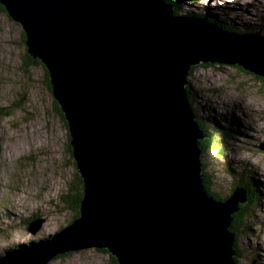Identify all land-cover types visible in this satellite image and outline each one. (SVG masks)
I'll return each mask as SVG.
<instances>
[{
  "label": "water",
  "instance_id": "1",
  "mask_svg": "<svg viewBox=\"0 0 264 264\" xmlns=\"http://www.w3.org/2000/svg\"><path fill=\"white\" fill-rule=\"evenodd\" d=\"M0 5L48 73L82 180L78 216L0 264H47L85 248L117 264H236L229 226L249 195L239 184L224 199L205 188L202 155L220 144L198 123L187 77L199 65H231L264 79V35L164 0ZM41 222L29 223L35 231Z\"/></svg>",
  "mask_w": 264,
  "mask_h": 264
},
{
  "label": "rangeland",
  "instance_id": "2",
  "mask_svg": "<svg viewBox=\"0 0 264 264\" xmlns=\"http://www.w3.org/2000/svg\"><path fill=\"white\" fill-rule=\"evenodd\" d=\"M188 1L183 12L223 16L238 29H255L249 26L264 19V0ZM22 32L21 25L0 10V108L11 111L0 115V251L40 242L74 215L63 199L73 193L77 174L67 128L55 110L42 65L26 63ZM187 83L199 119L205 127L208 123L207 133L219 139L217 149L202 155L210 191L226 198L238 176L253 178L255 185L245 221L248 230L235 242L240 250L237 264H264V150L258 147L264 141V80L231 65H199ZM215 125L236 134L223 139ZM30 216L42 221L35 231L22 221ZM47 264L115 263L110 253L85 248Z\"/></svg>",
  "mask_w": 264,
  "mask_h": 264
},
{
  "label": "trees",
  "instance_id": "3",
  "mask_svg": "<svg viewBox=\"0 0 264 264\" xmlns=\"http://www.w3.org/2000/svg\"><path fill=\"white\" fill-rule=\"evenodd\" d=\"M164 1L168 2V3H171L174 6V8L176 9L177 13L182 12L181 9L183 8V6H185V4L189 2L188 0H164ZM188 4H191V3H188ZM0 10L5 12V9L1 5H0ZM184 14L199 16V15H197V13H194V12H184ZM203 15L209 21H212L213 23H216L217 25L221 26L222 28H225V29L230 30V31H235V32H258V33L264 35V31H262V30H264V19L261 20V18L259 19V22L249 26V28H255V29H246V30H244V29H238L236 27V25H232V22L225 23V21H226L225 19L226 18L223 17V16H220V17L216 18V17L210 16L208 13H203ZM22 40H23V42L25 44V36H24L23 32H22ZM25 57L27 59L26 63L29 64V65H32V64L42 65L38 60L32 59L28 55L27 51L25 52ZM42 67H43V70H44V77L46 78V82H45L46 83V87L51 92V87H50V84L48 82V73H47V71H46V69L44 68L43 65H42ZM262 80H264V79H262ZM191 90H192V88L187 86V94H188V97H189V101H190V104L193 105L194 104V102H193L194 98H193V96L191 97V94H192ZM53 103H54L55 110L58 112V114L60 115V117H61V119H62V121L64 123L65 128H67V124H66V122H65V120L63 118V115H62L61 111L59 110V107H58L57 103L55 102V100H53ZM10 112L11 111L6 109V107L5 108H0V115L1 116L9 115ZM195 113L197 115V120H198V123L200 124V127L203 130L207 131L206 127L203 125V122H201V120L199 119V116H198L196 111H195ZM224 120H225V122L230 123V121L228 119H224ZM215 126L217 127V130H220V133H222L221 134L222 135L221 138H223V139L232 138L233 135L236 134L233 131H228V133H227L225 130L222 131L221 129H219L220 128L219 126H217V125H215ZM209 144H210V140L208 139V140H206V142L204 144L203 151H205V149L208 148ZM68 147H69V154L71 156L70 145H68ZM72 164H73V166H75L74 161H72ZM204 168H205V166H203V170H204ZM75 175H76V179H75V182H74V184L72 185V188H71V189H73V193L69 194L68 196L63 198L65 200L67 199L69 205H71V209H73V211H74V215H73L72 219L77 217L78 214H79V212H78L79 201H80V199L82 197V180H81V177L79 176L78 173L75 174ZM236 180H237V183L239 185H242L246 189V191H247V193L249 195L248 203L243 205L242 208L239 211L234 213L233 219H232L231 224L229 226V230L231 232L235 233L233 249H234V252H235L234 253V260H235V262L237 264L238 257L240 256V254H239L240 250H239V247L236 246L235 242H236L238 236H241V234H244V231L248 230V226L245 225V221H246L247 218H249V217L246 216V215H249L248 214V212L250 211L249 206L251 205L252 201H254V196H253V192H252V185H254V183H253V178L251 180H247V179H245L243 177L239 178V176H238L236 178ZM203 182H204L205 188L207 189V191L211 195H213L217 199H224V197H219L217 194H215V193L210 191L211 184L209 183V181L206 178L204 173H203ZM234 186H235V184H234ZM232 188H231V191H232ZM229 195H230V193L226 197H228ZM37 218H38V216H30V217L23 218L22 221L24 223H29L30 221H33V220H35ZM39 240L40 239L34 240V241H30V242H28V244H16V245H13L12 248L15 249V248L21 247L22 245H30V243H37ZM8 250L9 249H3L2 251H0V257L4 256L8 252ZM104 252H107V251L104 250ZM110 257L112 258L114 263L117 264L116 259L112 255H110Z\"/></svg>",
  "mask_w": 264,
  "mask_h": 264
},
{
  "label": "bare ground",
  "instance_id": "4",
  "mask_svg": "<svg viewBox=\"0 0 264 264\" xmlns=\"http://www.w3.org/2000/svg\"><path fill=\"white\" fill-rule=\"evenodd\" d=\"M231 131V130H230Z\"/></svg>",
  "mask_w": 264,
  "mask_h": 264
}]
</instances>
